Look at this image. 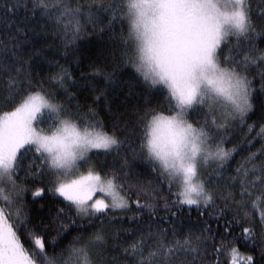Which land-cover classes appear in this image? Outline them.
Wrapping results in <instances>:
<instances>
[{
  "label": "snow or ice",
  "instance_id": "snow-or-ice-1",
  "mask_svg": "<svg viewBox=\"0 0 264 264\" xmlns=\"http://www.w3.org/2000/svg\"><path fill=\"white\" fill-rule=\"evenodd\" d=\"M4 7L26 15L0 18V102L8 109L0 110L7 186H0V264H220L224 252L232 264H264V124H248L257 77L264 96L257 44L264 0H4ZM88 25L112 33L114 50L111 72L91 66L85 82L94 95L85 105L71 90L78 81L70 67L47 61L41 76L32 65L40 50L24 49L31 31L50 34L74 56ZM121 67L162 102L146 96L142 106L114 109L109 91ZM236 132L243 135L233 143ZM101 153H123L120 166L99 170L93 156ZM138 161L150 168L147 180L133 171ZM28 192L33 202L58 194L66 207L34 222ZM185 206L198 213L195 227L184 222ZM117 214L132 227L113 231ZM242 243L249 253H240Z\"/></svg>",
  "mask_w": 264,
  "mask_h": 264
},
{
  "label": "trees",
  "instance_id": "trees-1",
  "mask_svg": "<svg viewBox=\"0 0 264 264\" xmlns=\"http://www.w3.org/2000/svg\"><path fill=\"white\" fill-rule=\"evenodd\" d=\"M82 3H88L90 0H81ZM8 16L9 19H14L15 21H20L25 15V10L23 8L18 11L14 17L11 14H7L4 7V0H0V18ZM34 24L42 25L44 22L37 17L36 21H33ZM88 31L81 37L80 40L76 41L74 48L72 49L75 52V55L69 54L67 57L64 55V45L60 40H53L49 34L47 37L43 33L36 35L33 32H28V37L31 40V44L24 49L26 54H31L36 49L40 50V54L33 56L32 65L34 72H39L41 76L46 75L48 72V63L47 61H58L60 64L70 67V71L73 73L74 78L78 81V84L75 85L71 90L77 93L78 102L81 104H90L92 102L93 93L90 92L89 85L85 82L87 78H90L91 73L93 72L92 65H105L106 71H112V57L110 53L114 50L111 45L112 41L110 36L112 33H100L98 30H93L92 25L87 26ZM126 29V26H125ZM49 33L51 29L48 30ZM121 31V26L117 24L115 26L116 34H119ZM4 35V26L0 23V36ZM257 44L264 48V38H259ZM105 52L106 57L100 55L101 52ZM119 51L117 50V55ZM117 83L110 86L109 95L112 100V107L114 109H119L121 112H124L127 109H131L133 106L143 105L145 103V97L148 96L149 101L152 105L162 102L159 97L150 95L146 91L147 86L142 82V78L135 75L134 70L131 67H121L117 70L115 76ZM96 83L100 84V78H96ZM255 95H254V110L249 114L248 124H255L259 126L264 124V110H262V104H264V96L260 93V81L257 77L255 83ZM131 93V94H129ZM0 110H8L4 107L3 103L0 102ZM83 111V109H82ZM98 111L100 112L101 117L104 119L106 124H110L109 115L104 109L103 101L100 102L98 106ZM44 125H41L43 127ZM247 131V128H245ZM243 134L240 132L235 133V139L233 143H236ZM254 135V134H253ZM255 147L252 148L255 151L260 147L259 142H254ZM231 147V144L227 145ZM245 148L249 147L247 144L244 145ZM243 155H247V152L237 155L235 159L231 162L232 167L234 168L237 163L241 160ZM123 153L121 157H115L114 154H109L105 156L104 154L94 155L93 161L97 165V168L101 171H108L111 168H118L121 164ZM84 171L86 167L83 168ZM134 172L140 174V178L147 180L149 178L150 168H148L144 163L137 162L136 166L133 169ZM23 173H21V176ZM25 202L28 205L27 211H29L34 218V222L38 221L40 216L43 215L45 220L50 221L51 216L48 215L49 210L54 214L57 207H66L67 202H63V199L58 195H53V193L46 192L43 199L36 198L33 202V197L31 192H28L25 198ZM44 205L43 208L40 206ZM175 210V209H174ZM72 214H75V209H72ZM128 215H132L129 213ZM185 224H191L194 227L197 224L198 213L193 207L189 212L187 206L184 207L182 211ZM81 221H77V224H80ZM84 225L87 226V221H83ZM96 226H99V222H96ZM132 227V224L124 218L122 221L120 219V214H117L116 220L114 222L113 231L116 229H128ZM93 228H88L87 231H93ZM54 234V233H53ZM76 235L75 230H70V234L67 237H62V246L67 245L72 237ZM121 237L128 239V234L121 231ZM130 242V241H129ZM27 247V245H26ZM110 252L114 251L111 247V241H109ZM239 251L242 254L249 253L250 249L246 243H242L239 247ZM220 264H232V257L227 252L221 253L219 256ZM121 264H124V261H121Z\"/></svg>",
  "mask_w": 264,
  "mask_h": 264
},
{
  "label": "rangeland",
  "instance_id": "rangeland-1",
  "mask_svg": "<svg viewBox=\"0 0 264 264\" xmlns=\"http://www.w3.org/2000/svg\"><path fill=\"white\" fill-rule=\"evenodd\" d=\"M84 167H87V166H84ZM84 167H82L81 168V171H84ZM77 174H79V173H77ZM0 186H3V187H7V186H5V185H0ZM7 194V191H5V193H4V195H6ZM58 195V194H57ZM97 195H102V194H100V193H98ZM60 198H62L63 199V197H60ZM0 203H2V195H0Z\"/></svg>",
  "mask_w": 264,
  "mask_h": 264
}]
</instances>
